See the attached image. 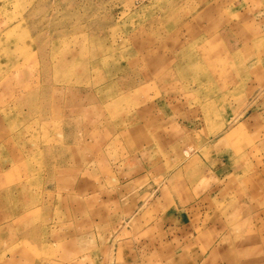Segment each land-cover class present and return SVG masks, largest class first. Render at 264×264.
<instances>
[{
	"label": "rangeland",
	"instance_id": "374dc122",
	"mask_svg": "<svg viewBox=\"0 0 264 264\" xmlns=\"http://www.w3.org/2000/svg\"><path fill=\"white\" fill-rule=\"evenodd\" d=\"M0 264H264V0H0Z\"/></svg>",
	"mask_w": 264,
	"mask_h": 264
},
{
	"label": "bare ground",
	"instance_id": "6f19581e",
	"mask_svg": "<svg viewBox=\"0 0 264 264\" xmlns=\"http://www.w3.org/2000/svg\"><path fill=\"white\" fill-rule=\"evenodd\" d=\"M100 24V23H99ZM101 29V28H100ZM8 33V32H7ZM7 35V34H6ZM9 35V34H8ZM93 37V36H92ZM96 41H98V40H96ZM99 43V42H98ZM97 43V44H98ZM56 57V56H55ZM105 76V75H104ZM21 151V150H20ZM22 194V193H21ZM19 196H20V194H19ZM19 204V203H18ZM24 222H25V220H24ZM16 224V223H15ZM25 224V223H24ZM19 225H21V224H19ZM23 229V228H22ZM21 231V230H20Z\"/></svg>",
	"mask_w": 264,
	"mask_h": 264
}]
</instances>
